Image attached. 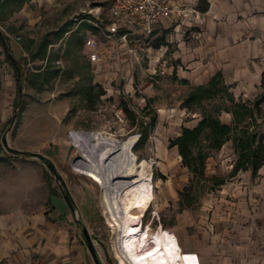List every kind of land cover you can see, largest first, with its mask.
<instances>
[{
    "label": "rangeland",
    "instance_id": "rangeland-1",
    "mask_svg": "<svg viewBox=\"0 0 264 264\" xmlns=\"http://www.w3.org/2000/svg\"><path fill=\"white\" fill-rule=\"evenodd\" d=\"M202 2L183 3L188 11L173 19V27L136 51L131 48L134 43H121V31L110 38L102 33L112 24L107 0H29L13 15L8 8L0 9V32L9 39L23 71L19 95L15 69L0 45V213L34 219L51 208V189L57 207L58 196L69 205L68 195L88 249L84 228L102 263L119 264L113 228L101 204L102 189L86 174L77 149L88 150L97 142L115 148L137 135L131 149L151 163L156 185V199L143 223L157 229L183 222L178 236L187 250L200 253L202 264H264V174L240 182L238 177L229 178L237 157L227 145L209 159L207 172L228 182L201 196L194 207L179 211V192L191 175L177 148L169 147L170 141L183 127L199 122L202 107L182 108L194 87L189 90L178 77L177 70L183 66L174 53L176 38L200 41L192 37L196 28L191 21L202 12ZM88 31L96 33L107 49L98 65L85 53ZM45 38L50 42L49 61L35 57ZM152 89L155 93L149 97ZM151 98L150 108L145 109ZM123 102L137 115L135 125ZM155 114L156 127L139 144V122L149 127ZM226 114L221 119L230 123L232 117ZM8 147L29 155L13 153ZM33 153L53 163L61 177ZM241 190L245 205L236 195Z\"/></svg>",
    "mask_w": 264,
    "mask_h": 264
},
{
    "label": "crops",
    "instance_id": "crops-1",
    "mask_svg": "<svg viewBox=\"0 0 264 264\" xmlns=\"http://www.w3.org/2000/svg\"><path fill=\"white\" fill-rule=\"evenodd\" d=\"M189 1L192 0H182V3L186 5ZM202 1L210 4L208 11H202L191 21L196 28L192 37L200 41L186 42L176 38L174 57L183 66L182 70H177L178 77L186 80L191 90L192 87L207 84L215 74L222 72L225 82L234 86L232 91L237 98H255L261 89L264 71V0ZM195 2L193 0L194 5ZM257 12L260 14L256 15ZM241 17L244 19L241 20ZM173 22H169L172 27ZM111 26L102 31L104 36ZM91 35L96 37L97 44L95 48L86 46L85 53L90 59L94 53L98 54L97 60L91 59L92 63L98 65L107 49L101 46L96 33L88 31L87 36ZM153 93L155 91L152 89L149 97ZM226 115L231 117L230 114ZM226 145L232 149L230 154L236 159L233 143L229 141ZM259 174H264V167ZM235 177H238L239 182L241 179L253 178L250 170L240 172ZM243 194L241 190L236 195H239L240 204L245 205L246 197L244 199ZM53 196L50 197L51 208L45 210L41 217L19 218L0 213V264H96L83 240L81 226L73 218V209L59 196L60 205L57 207L51 200ZM239 221L243 222L242 218ZM143 226L146 231L153 229L152 224L143 223ZM180 226H183V222L167 228L163 225L166 230L174 231L177 235Z\"/></svg>",
    "mask_w": 264,
    "mask_h": 264
},
{
    "label": "trees",
    "instance_id": "trees-1",
    "mask_svg": "<svg viewBox=\"0 0 264 264\" xmlns=\"http://www.w3.org/2000/svg\"><path fill=\"white\" fill-rule=\"evenodd\" d=\"M28 1L0 0V9L8 8L9 14L13 15L22 10ZM203 5L200 8L201 11H208L210 4L205 1ZM8 40L0 32V45L6 53L7 60L15 69L16 80L20 85L23 81V71ZM49 44L48 38H45L41 45L42 49L35 57L46 60ZM182 81L188 83L186 80ZM233 87V85L225 82L222 72H218L207 84L195 86L182 103V108H188L189 110L193 106H201L202 117L195 127H183L181 134L170 141L169 147L177 148L183 167L191 175L187 185L179 192L180 212L194 207L200 201L201 196L213 192L227 183L228 178L210 177L207 166L213 154L222 150L229 141L233 143L234 153L237 156L229 178L249 170L252 172L253 179L261 176L259 173L264 167V130H262L264 124V71L261 81L262 91L254 100L237 98L232 91ZM18 93L21 95L19 88ZM152 102V98L149 99L145 109H149ZM204 103H209V106H205ZM17 108H19V105H17ZM123 110L131 117L135 125L138 117L133 111L129 110L124 102ZM223 113L231 115L230 123H226L221 119ZM157 121L158 116L155 114L151 118L149 127L144 126L145 122H139L141 131L139 144L148 140L150 132L156 127ZM19 154L29 155L28 152L23 151ZM45 176L47 182L51 183L49 176L47 174ZM50 193L52 195V189Z\"/></svg>",
    "mask_w": 264,
    "mask_h": 264
},
{
    "label": "bare ground",
    "instance_id": "bare-ground-1",
    "mask_svg": "<svg viewBox=\"0 0 264 264\" xmlns=\"http://www.w3.org/2000/svg\"><path fill=\"white\" fill-rule=\"evenodd\" d=\"M137 135L115 148L98 142L77 149L86 174L101 187V204L113 228V250L120 264H202L179 236L163 226L145 230L144 217L156 199L152 165L131 149ZM181 158V157H180Z\"/></svg>",
    "mask_w": 264,
    "mask_h": 264
},
{
    "label": "built area",
    "instance_id": "built-area-1",
    "mask_svg": "<svg viewBox=\"0 0 264 264\" xmlns=\"http://www.w3.org/2000/svg\"><path fill=\"white\" fill-rule=\"evenodd\" d=\"M109 3V15L112 26L106 38L121 31L119 38L121 43H130L133 51L142 44H150L154 39H158L159 32L169 29L171 20L181 18L188 9L182 0H107ZM109 31L111 34H109ZM97 39L95 36H88L86 46L95 48ZM98 54L91 55V59L97 60ZM162 75L166 74L163 70Z\"/></svg>",
    "mask_w": 264,
    "mask_h": 264
},
{
    "label": "water",
    "instance_id": "water-1",
    "mask_svg": "<svg viewBox=\"0 0 264 264\" xmlns=\"http://www.w3.org/2000/svg\"><path fill=\"white\" fill-rule=\"evenodd\" d=\"M19 89H20V91H22V84H20ZM4 141H5V144H7L6 137H4ZM8 148H9V150H10L11 152H13V153H19V152H21V151H19V150L13 149V148H11V147H8ZM32 156H34V157H39V158L44 159V160L46 161V163L48 164V166H49V167L52 169V171L55 173L56 177H61V176L57 173V170H56L54 164L51 163L49 160H46V159L44 158L43 155H41L40 153H33ZM66 200H67L68 204H69V205L72 207V209H73L72 201H71V199H70V197H69L68 195H66ZM84 234H85V236H86V238H87V241H88V243H89L88 246H89V248H90V250H91V253H92V255H93L94 259H95L96 264H103L102 261L100 260L99 256H98V253H97V251H96V249H95V246L93 245V242H92V240H91V238H90V236H89V234L87 233V231H86L85 228H84Z\"/></svg>",
    "mask_w": 264,
    "mask_h": 264
}]
</instances>
